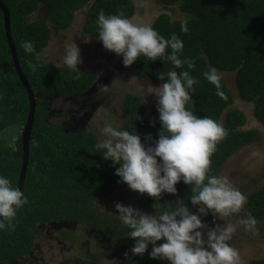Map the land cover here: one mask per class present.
I'll return each mask as SVG.
<instances>
[{"label": "trees", "instance_id": "16d2710c", "mask_svg": "<svg viewBox=\"0 0 264 264\" xmlns=\"http://www.w3.org/2000/svg\"><path fill=\"white\" fill-rule=\"evenodd\" d=\"M11 14V33L17 49L23 73L37 96V107L30 142L29 166L23 193L28 203L18 210L15 228L0 231V264H12L28 256L35 247L38 228L58 223L61 232L70 227L86 231L96 228L93 237L104 246V253L114 257L120 264H168L167 261L150 259L148 252L143 256H132L130 248L134 241L126 237L128 229L118 216H111L96 204L98 198L110 201L121 192L130 205L147 213L159 212L163 206L154 209L156 203L147 194L131 191L126 184L118 183L111 161L103 159L97 152V136L91 127L67 131L57 122H52L49 102L53 98H66L84 93L92 85L95 75L78 67L79 73L65 66H56L39 59L42 50L48 46L52 33L70 27L75 12L86 9V23L83 32L91 39L97 36V13H122L127 17L136 14L135 0H1ZM164 7L177 8L183 19L190 14L194 19L188 22V31L182 32L181 20H174L168 13H161L152 27L165 38L175 33L183 42L180 58L192 59L194 68L187 65L174 68L170 61H148L140 57L126 67L128 74L137 79H149L160 85L157 75L169 70H188L198 83L193 86L191 102L186 105L198 116H207L221 122L228 135L217 144L211 157L210 172L217 175L225 162L242 147L256 141L258 132L241 129L246 117L240 110H230L234 96L228 88L222 73H235V83L240 99L254 105L255 117L264 124V0H159ZM46 7V19L30 20L38 8ZM22 40H30L33 51L26 53ZM55 41V40H53ZM37 65L35 72L29 63ZM215 68L221 75L220 89L208 82L203 72ZM124 109L129 119L122 127L140 135L142 142L151 144L160 130L156 107L149 109L141 97L126 96ZM29 113V97L21 82L12 58L5 33L4 15L0 9V174L5 175L17 187L22 166L21 132ZM150 121H154L152 126ZM17 127L19 134L16 146L10 144L7 131ZM16 131V130H15ZM11 133L14 131H10ZM9 133V135H11ZM15 134V132H14ZM151 140H146L147 136ZM177 196L184 199L188 208L195 212L190 197L194 193L191 185L180 182L176 185ZM161 204L176 200L171 194H163ZM245 211L256 220L264 218V186L252 193L244 205ZM158 244L160 242H157ZM128 252V257L125 253ZM94 257V255H93ZM88 264H96L93 261Z\"/></svg>", "mask_w": 264, "mask_h": 264}, {"label": "clouds", "instance_id": "9594fccd", "mask_svg": "<svg viewBox=\"0 0 264 264\" xmlns=\"http://www.w3.org/2000/svg\"><path fill=\"white\" fill-rule=\"evenodd\" d=\"M190 19L194 17L186 14L181 20L182 32L188 31ZM96 24L95 38L105 50L121 57L125 67L140 57L148 61L166 59L174 68L185 64L188 69L195 66L192 59L180 58L184 45L175 33L165 38L151 23H137L122 13L105 14L103 10L97 13ZM21 47L26 53L33 51L30 40H22ZM62 61L69 70L80 72L77 66L82 58L76 43L72 42L65 49ZM28 68L35 72L37 65L30 62ZM202 75L217 88V94L222 95L218 71L209 68ZM136 79L133 76L130 81ZM157 79L161 83L155 87L158 91L154 94L161 127L151 144L142 142L134 128L129 131L110 123L99 127L95 133L97 152L117 165L114 174L119 178L118 183L153 198L157 201L152 205L154 209L163 206L161 211L150 214L131 205L114 203L116 215L128 229L126 237L134 241L130 252L132 256H143L151 245L149 258L168 264H241L239 251L228 243L236 226L226 223L209 227L201 219L208 214L216 219L232 216L247 202L246 196L227 177L210 172L211 157L228 132L218 121L198 116L186 107L191 102L193 86L198 83L190 71L160 72ZM150 124L154 126L155 122L150 121ZM145 139L152 138L149 134ZM180 182L192 186L194 194L189 202L195 212L184 199H178L175 206L159 202L165 193L175 195ZM27 203L23 191L0 174V231L14 230L17 212ZM239 223L254 225L256 220L248 215Z\"/></svg>", "mask_w": 264, "mask_h": 264}, {"label": "rangeland", "instance_id": "374dc122", "mask_svg": "<svg viewBox=\"0 0 264 264\" xmlns=\"http://www.w3.org/2000/svg\"><path fill=\"white\" fill-rule=\"evenodd\" d=\"M135 4L136 14L132 18L137 23H151L152 25L161 13L170 14L174 20L183 19V14L177 8L164 7L159 0H135ZM86 14V9L75 12V19L69 28L58 33L53 32L48 46L42 50L39 59L56 66H65L62 61L65 49L72 42L76 43L82 58V63L77 67L90 71V69L100 66V69H95V72L102 71L110 79L113 87V93L105 101L100 102L98 106H95L96 99H91L93 109L91 110L90 121L81 128L89 126L96 132L105 123L122 127L123 122L129 119V115L124 109L126 96L137 95L149 103V109H153L157 103L154 93L158 90L155 87L159 85L149 79L130 81L132 77L122 64V58L105 50L97 39H91L84 34ZM41 18L46 19L50 26H53L47 17L44 5H41L31 15L30 20ZM222 75H224L227 86L234 96L230 110H240L246 117V123L241 129L244 131L255 130L258 132V137L256 141L242 147L231 156L219 169L216 176L227 177L231 184L248 198L264 186V124L255 117L254 105L239 98L235 73L225 72ZM75 107L77 109L79 105ZM72 108L68 100L58 99L54 101L52 104L54 115H52L51 121L61 123L67 117L66 114L71 113ZM227 114L228 111L223 114L221 125ZM68 130L71 131V129ZM10 131H14L15 134ZM10 131H7L4 136H9L10 144L16 146L19 137L18 128L15 127L14 130L11 129ZM173 198L176 201L179 199L177 194L173 195ZM115 202L130 205L129 199L123 198L121 192H117L110 201L105 198L96 200L98 207L111 216H117L114 208ZM247 216L248 214L243 207L239 213L229 217L216 219L208 214L202 216L201 219L209 227H213L214 224L221 226L226 223L234 224L236 230L228 243L239 251L241 264H264V218L255 219L254 225L246 226L239 223L241 219L247 218ZM64 226L69 228V231L66 232L68 236L61 232L58 223L40 226L33 251L22 260L12 264H88L93 260L96 264H120L117 259L105 254L103 244L94 239L92 230L96 231V228H92L90 232L83 228L70 227L69 224H64Z\"/></svg>", "mask_w": 264, "mask_h": 264}, {"label": "flooded vegetation", "instance_id": "af4514ba", "mask_svg": "<svg viewBox=\"0 0 264 264\" xmlns=\"http://www.w3.org/2000/svg\"><path fill=\"white\" fill-rule=\"evenodd\" d=\"M99 67L100 66L93 68L94 70L90 69V71L84 69L95 75L91 87L86 92L73 94L66 98H60L62 100H68L70 102L71 108L73 107L72 110L70 111L71 113L66 114L67 117H65L61 123H58L62 125L65 128V130L69 131L68 129L75 130L77 128L82 129L81 128L82 126L84 125L86 126V123L90 121L89 120L90 116H87V112H90L93 109V107L91 106L92 105L91 99L95 98L97 101L95 106H98L100 102L105 101L113 93L112 82L110 81V79L107 78V76L104 75L102 71L95 72V69H100ZM100 87L103 88L100 90ZM90 93H93L91 99L90 97L87 98L88 95H90ZM58 99L59 98H53L49 102L48 109L50 110L51 116L54 115V111L52 110V104L54 103V101ZM76 105H79L77 109L75 107Z\"/></svg>", "mask_w": 264, "mask_h": 264}, {"label": "water", "instance_id": "95a60500", "mask_svg": "<svg viewBox=\"0 0 264 264\" xmlns=\"http://www.w3.org/2000/svg\"><path fill=\"white\" fill-rule=\"evenodd\" d=\"M0 9L3 12L4 15V24H5V33L8 40L9 48L12 54L14 66L16 69V72L23 83L28 97H29V113L26 120V123L23 127V130L21 132V148H22V166L20 170V175L18 179V185L17 187L23 191L24 190V183L25 178L29 166V158H30V142H31V134L34 126V120H35V114H36V107H37V96L35 95L34 91L32 90L28 79L26 78L25 74L23 73V70L20 65L17 49L12 37L11 33V14L8 9V7L0 0ZM98 91V90H97ZM96 91V92H97ZM93 93H90L87 98L92 96ZM101 95V94H100ZM91 111L87 113V116H90Z\"/></svg>", "mask_w": 264, "mask_h": 264}]
</instances>
